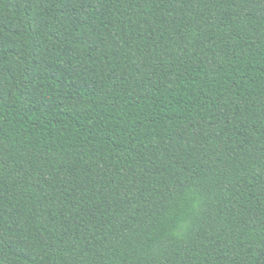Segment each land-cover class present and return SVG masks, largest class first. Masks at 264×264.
Here are the masks:
<instances>
[{"label":"trees","instance_id":"1","mask_svg":"<svg viewBox=\"0 0 264 264\" xmlns=\"http://www.w3.org/2000/svg\"><path fill=\"white\" fill-rule=\"evenodd\" d=\"M0 264H264V0H0Z\"/></svg>","mask_w":264,"mask_h":264},{"label":"snow or ice","instance_id":"2","mask_svg":"<svg viewBox=\"0 0 264 264\" xmlns=\"http://www.w3.org/2000/svg\"><path fill=\"white\" fill-rule=\"evenodd\" d=\"M166 227L170 231H179L182 228V225L177 221L176 218H173L167 225Z\"/></svg>","mask_w":264,"mask_h":264}]
</instances>
